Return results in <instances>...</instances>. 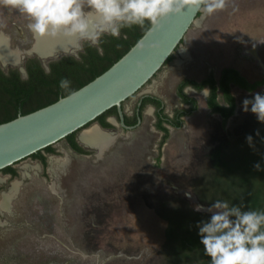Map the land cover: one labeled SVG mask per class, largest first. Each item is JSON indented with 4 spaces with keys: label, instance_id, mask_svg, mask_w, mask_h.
I'll list each match as a JSON object with an SVG mask.
<instances>
[{
    "label": "rangeland",
    "instance_id": "rangeland-1",
    "mask_svg": "<svg viewBox=\"0 0 264 264\" xmlns=\"http://www.w3.org/2000/svg\"><path fill=\"white\" fill-rule=\"evenodd\" d=\"M201 17L160 78L124 108L127 114L144 94L160 97L169 116L186 108L175 93L183 78H218L226 67L249 82L264 77V0H226L223 10ZM27 23L0 7V33L19 60L37 54ZM184 92L196 109L180 128L168 127L160 149L146 106L138 127L114 126L117 134L102 149L78 154L66 144L46 155L45 167L36 159L13 177L1 174L0 201L11 195L6 208L0 205V264H209L195 227L207 214L195 211L197 204L221 200L264 210V170L254 168L259 162L264 169V124L241 108L264 92V83L252 92L232 86L236 110L225 123L207 108V89Z\"/></svg>",
    "mask_w": 264,
    "mask_h": 264
},
{
    "label": "clouds",
    "instance_id": "clouds-1",
    "mask_svg": "<svg viewBox=\"0 0 264 264\" xmlns=\"http://www.w3.org/2000/svg\"><path fill=\"white\" fill-rule=\"evenodd\" d=\"M0 7L27 17L26 27L34 39L56 40L66 53L80 60L81 53L87 54L86 48L103 55L104 38L119 39L124 29L156 27L185 7L201 12L203 19L223 10L226 0H0ZM9 39L0 33V42ZM45 74L51 75L50 67ZM59 87L70 90L71 81L64 77ZM241 108L264 124V92L245 98ZM255 135L260 136V131ZM246 141L251 146L253 137L247 136ZM254 168L264 170L259 162ZM194 210L207 214L195 227L209 264H264V210H246L242 204L221 200L207 207L197 204Z\"/></svg>",
    "mask_w": 264,
    "mask_h": 264
},
{
    "label": "water",
    "instance_id": "water-1",
    "mask_svg": "<svg viewBox=\"0 0 264 264\" xmlns=\"http://www.w3.org/2000/svg\"><path fill=\"white\" fill-rule=\"evenodd\" d=\"M201 16V12L185 7L162 20L158 26H149L126 53L75 90L74 96L68 94L44 107L0 123V175L4 174L2 170L6 167L15 169L36 160L31 155L49 146L56 151L67 144L65 138L74 132L83 149H94L83 145L79 136L94 127L109 134L111 131L99 126L95 119L113 107L117 110L120 126L134 129L135 126L124 124L122 107L126 108L160 78L171 62L164 65L165 61L170 55L175 56ZM58 54L67 53L60 51ZM38 57L44 60L40 55ZM109 122L117 126L114 118ZM139 122L140 119L137 125Z\"/></svg>",
    "mask_w": 264,
    "mask_h": 264
},
{
    "label": "trees",
    "instance_id": "trees-1",
    "mask_svg": "<svg viewBox=\"0 0 264 264\" xmlns=\"http://www.w3.org/2000/svg\"><path fill=\"white\" fill-rule=\"evenodd\" d=\"M148 28L149 25H145L144 28L134 26L130 29H124L119 39L105 37L102 44L103 55L97 54L95 48H86L87 54L81 53L80 60L71 56H63L59 60L50 63L51 75L45 74L36 59H30L26 63L28 72L26 80H20L15 71H11L7 76H3L0 71V123L51 104L60 97H64L85 85L126 53ZM172 58L173 56L170 55L164 65L169 63ZM64 77L71 81L70 90L59 87V82ZM263 83L264 77L261 80L249 82L236 69L226 67L220 71L218 78H214L213 74L209 73L200 81L188 78L181 79L176 86L175 93L180 103L185 104L187 107L173 110L171 116L164 112L163 101L154 96L145 97L142 100L140 110L147 103L153 104L158 109L154 126L162 133L158 145L160 149L169 137L168 127H181L183 117L190 115L196 109V99L184 92L185 87H191L197 92L208 88V96L205 100L206 106L211 112L220 115L222 122L225 123L236 110V99L231 92L232 85L250 92L263 85ZM115 111L116 108L113 107L95 120L99 121L103 127H111L105 121V117L115 113ZM75 134L76 132L65 138L67 143L76 152L87 154L89 151L76 143ZM43 151L50 154L55 152L52 146H49L42 152L39 151L31 155V157L38 159L45 167L46 160L42 155ZM2 172H9L12 176L17 174L12 166L6 167Z\"/></svg>",
    "mask_w": 264,
    "mask_h": 264
},
{
    "label": "flooded vegetation",
    "instance_id": "flooded-vegetation-1",
    "mask_svg": "<svg viewBox=\"0 0 264 264\" xmlns=\"http://www.w3.org/2000/svg\"><path fill=\"white\" fill-rule=\"evenodd\" d=\"M26 55H28V57H26V58H22L21 60H19L18 61V64H16V65H10V64H7L5 67L4 66H2V64H1V61H0V71H1V73H2V75L3 76H7V75H9V73L11 72V71H15L16 73H17V75H18V77H19V79L20 80H26L27 79V76H28V72H27V61L28 60H30V59H36L37 61H38V63H39V65H40V67L45 71V69L46 68H49L50 67V63H52V62H55V61H57V60H59L60 58H62L63 56H71V57H73V58H75V56L74 55H72V54H69V53H67V54H58V56H57V54H55L54 56L52 55V56H49V57H47V58H44V60L42 61V59L41 58H39L38 57V55L37 54H34L33 55V53L32 54H26ZM76 59V58H75ZM44 62V63H43ZM188 88V86L187 87H185L184 89H187ZM241 89V88H240ZM243 91H246V90H244V89H242ZM246 92H248V91H246ZM250 92H252V91H250ZM147 96H154V97H157V98H160V97H158V96H156V95H152V94H144V95H141L140 96V98H139V100H138V102H137V104L135 105V107H134V109H132V112H131V114L129 115V114H127L126 113V111L124 110V108L122 107V110H123V117H124V119H123V122H124V124L126 125V126H128V127H133V126H135V128L136 127H138L140 124H141V122H142V118H143V110H144V108L146 107V106H151V112L153 113V116L155 117V121H154V124L153 125H155V123H156V117H157V115H156V113L158 112V109L156 108V106H154L153 104H150V103H147V104H145L142 108H141V110H140V106H141V103H142V100L145 98V97H147ZM161 99V98H160ZM162 100V99H161ZM163 101V100H162ZM164 104V103H163ZM182 104V103H181ZM123 105V104H122ZM182 106L184 107H187L185 104H182ZM152 109H153V111H152ZM209 111L211 112V110L209 109ZM164 112H165V110H164ZM213 113V112H212ZM214 114H216V113H214ZM168 115V114H167ZM216 115H218V114H216ZM219 117H220V115H218ZM110 118H114L115 120H116V122H117V126L116 127H118L120 130H122V131H127L128 129H124V128H122L121 126H120V124H119V118H118V114H117V110L115 111V113H112V114H109V115H107L106 117H105V121L107 122V123H109L110 125H111V127H103V126H101V124H100V122L98 121V125L99 126H101L102 128H104V129H106V130H108V131H111V132H109V133H113V134H117L116 133V127H114V125H112L110 122H109V119ZM184 118V117H183ZM221 118V117H220ZM138 119H140V122H139V125H137V123H138ZM166 126V125H165ZM155 127V126H154ZM170 127V126H169ZM134 128V129H135ZM173 128V127H172ZM180 128V127H179ZM155 129H156V127H155ZM133 130V129H132ZM157 131H159L158 129H156ZM160 132V131H159ZM161 133V132H160ZM161 135H162V133H161ZM115 136V135H114ZM75 141H76V143L78 144V142H77V140H76V138H75ZM67 145H68V147L73 151V152H75V153H78V152H76L75 150H73L70 146H69V144L67 143ZM79 145V144H78ZM158 145H159V143H157V147H158ZM80 146V145H79ZM93 147V146H92ZM50 154V153H48L47 151L46 152H43L42 153V155L45 157V160H46V154ZM78 154H81V153H78ZM38 160V159H37ZM39 161V160H38ZM40 162V161H39ZM47 162V161H46ZM40 164H41V162H40ZM41 166H43L42 164H41ZM16 171V170H15ZM4 173V175L6 174V175H8V178H10V177H13L9 172L7 173H5V172H3ZM1 183V182H0ZM1 200H2V197H1ZM1 202V201H0Z\"/></svg>",
    "mask_w": 264,
    "mask_h": 264
},
{
    "label": "bare ground",
    "instance_id": "bare-ground-1",
    "mask_svg": "<svg viewBox=\"0 0 264 264\" xmlns=\"http://www.w3.org/2000/svg\"><path fill=\"white\" fill-rule=\"evenodd\" d=\"M59 44L60 42L49 39L47 37L43 39H35L33 46H31L32 47L31 50L35 51L38 55L44 57L46 55H52L58 51H64L59 46ZM18 60L19 59L16 53L14 51L8 50V48H6L5 42H0V61L2 63L17 64ZM79 139L83 145L99 147L100 149H102L103 147H106L107 144L111 143L112 141L110 135L104 132H100L96 127L84 133L83 135L79 136ZM53 165L54 164H52V166ZM3 181L4 179L0 177V182H3ZM10 195L11 194L2 195V200L0 202L1 207L3 208L7 207Z\"/></svg>",
    "mask_w": 264,
    "mask_h": 264
},
{
    "label": "crops",
    "instance_id": "crops-1",
    "mask_svg": "<svg viewBox=\"0 0 264 264\" xmlns=\"http://www.w3.org/2000/svg\"><path fill=\"white\" fill-rule=\"evenodd\" d=\"M203 94H204V93H203ZM233 115H234V114H233ZM233 115H232V116H233ZM232 116H231V117H232ZM231 117H230V118H231Z\"/></svg>",
    "mask_w": 264,
    "mask_h": 264
}]
</instances>
